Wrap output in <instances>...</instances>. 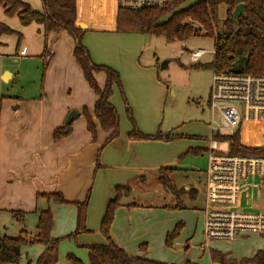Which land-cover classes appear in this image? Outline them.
I'll use <instances>...</instances> for the list:
<instances>
[{
  "label": "rangeland",
  "instance_id": "rangeland-1",
  "mask_svg": "<svg viewBox=\"0 0 264 264\" xmlns=\"http://www.w3.org/2000/svg\"><path fill=\"white\" fill-rule=\"evenodd\" d=\"M91 3L85 6L87 11L82 13L83 20L94 19L97 11L100 12L101 17L105 13L107 18L104 19V23L100 16L96 18L99 19L98 23L87 31L82 44L86 47V43H89L98 51L103 48L109 55H112L113 50L124 54L126 62L121 65V70L116 68L115 70L120 74L122 90L132 111L135 126L145 135L153 136L159 133L163 136L167 134L179 136L170 141L140 140L144 143L148 142V150L157 157V165H160L158 163L161 161L172 162L167 164L169 165L167 167L174 170L173 173L168 174V179L165 178L169 180L170 185L164 186L163 182L159 181V177L164 175H160L158 169L144 168V179L141 181L138 179L134 187L129 188L128 196L124 198V201L134 202L144 211H150L143 224L148 227L149 238L141 256L166 264H181L187 260L198 264H215L211 262L208 251L202 252L198 248L203 242L202 217L199 211L204 207L203 180L207 167V152H197L198 149H206L209 144L208 123L211 112L207 104L213 71L206 65L213 61L215 40L206 37L202 31L185 42H167L163 37L99 30H107L105 27H109L113 5L111 2H100L102 5L100 7L98 3L94 5ZM192 3L194 0L187 1L181 8ZM226 10L225 6L218 10V31L223 30ZM3 15L13 19L18 28L24 27L16 16L9 17L4 12ZM7 26L11 27L9 24ZM18 31L22 35L18 46L15 35H4L6 38L3 44H0L1 101L9 97L12 99L38 97L44 84L43 60L35 56H19L24 55L25 52L29 55L37 53L39 46L36 42H40L41 38L34 30L31 35L26 34V36ZM44 39L43 49L46 46L48 51L53 53V45L56 41L51 42L49 37L45 38V34ZM69 39L71 40L70 37ZM196 50H204L206 54L194 64L190 62L189 52ZM236 66L235 64L234 67ZM146 68L153 70L155 77L152 78L151 83L139 85L138 80L145 79L144 73H140L139 70ZM11 73L13 77H9ZM114 92L116 96L112 100L118 105L115 109L119 116V131L124 130L128 133L132 130V126L127 118L125 105L120 92L116 88ZM218 120V114L215 112L214 121L218 122ZM229 134V132L225 133V135ZM239 134L242 143L264 144L262 126H244ZM147 145H144L143 149L147 150ZM217 150L226 152L227 142H218ZM99 157L97 152L96 161ZM145 165L146 163H143L141 167ZM97 169L98 167L95 166V170ZM255 202L264 210V190L260 192ZM64 211L67 212L65 209ZM56 217L59 220L58 216ZM36 221V217L29 215L21 223L9 213H0V237H17L21 228H25L30 235L34 234ZM177 225H180L178 235L172 246L168 247L165 245L166 233L172 232ZM56 231L55 235L61 234L60 238L58 236L57 264H71L67 259L68 254L74 255L83 264H88V251L78 244L79 233L74 235L75 231L70 233L67 229ZM209 247L219 252L231 253L239 260L251 257L258 249L264 250V236L250 235L248 238L233 242L213 241ZM41 251L43 252V249L39 244L23 247L22 255L24 254L25 258H21L18 264H35Z\"/></svg>",
  "mask_w": 264,
  "mask_h": 264
},
{
  "label": "crops",
  "instance_id": "crops-1",
  "mask_svg": "<svg viewBox=\"0 0 264 264\" xmlns=\"http://www.w3.org/2000/svg\"><path fill=\"white\" fill-rule=\"evenodd\" d=\"M22 2L30 7L32 5L35 11H41L40 1L23 0ZM90 2L92 5L98 3L101 7L100 2L110 3V1L81 0L76 2L78 21L89 30L95 26V23H98L99 19H96L98 16L103 18L101 20L103 23L107 18L105 13L101 17L100 12L97 11L99 15L96 12L94 19L83 20L82 13L87 11L85 6ZM112 5V20L109 27H105L107 30H99L113 29L116 8L113 3ZM3 12L1 8V23L9 24L25 36L26 34L31 35L34 30L41 38L40 42H36L39 46L37 53L29 55L25 52L24 55L19 56L40 57L45 42L43 27L32 23L18 28L17 23L13 19L6 18ZM5 38L4 35L0 37V44H3ZM86 44L89 50L85 48L97 65L121 70V65L126 62L124 54L120 51L113 50L112 55H109L103 48L98 51L91 44ZM73 48L72 39L70 40L69 36L62 32L58 41L53 45L54 52L46 68L43 88L38 97L28 99L9 97L7 100H0V213L5 212L13 216V212H22L25 214L24 219L29 215L37 219L36 210L49 209L53 217L51 237L58 239L61 234L55 235L56 230L67 229L70 233L75 231L76 207L74 203L84 201L90 190L91 195H89L85 209V231L77 236L78 244L86 248V246L107 244L99 228L105 207L108 201L115 196V187L125 185L129 188L134 187L138 179L140 181L144 179V168L158 169L160 173L161 169L170 168L167 164L172 162L161 161L158 163L160 165H157V157L149 152L148 142L129 139L128 133L124 130L119 131L118 137L101 150L99 163L96 161L99 145L107 137V133L97 128V142H94L86 129V122L81 111L83 108L91 111L97 97L88 87L79 66L74 61ZM139 72L144 73L145 77V79L138 80L139 85L151 83L152 78L155 77V72L151 69H140ZM9 77H13V74H9ZM95 79L99 87H103L104 75L97 74ZM114 96H116L115 92L110 98V103L117 107V103L112 100ZM71 111H76L79 115L71 122L70 135L54 142L52 139L54 130L63 126L66 116ZM144 145H147V150L143 149ZM143 163L146 165L141 167ZM95 166L98 167L97 170ZM55 193H60L69 203L55 204L52 200L37 197ZM148 213L150 211H144L140 205L128 201H123V206L115 211L110 227V237L129 255L138 256L141 252L143 253L140 246L146 245L149 238L148 227L143 225ZM22 231L27 233L28 237L34 238L37 235L36 226L34 234L30 235L25 228H21L19 232ZM210 250L212 249L209 247L208 252ZM223 254L235 259L231 253ZM23 256L25 258L24 254Z\"/></svg>",
  "mask_w": 264,
  "mask_h": 264
},
{
  "label": "trees",
  "instance_id": "trees-1",
  "mask_svg": "<svg viewBox=\"0 0 264 264\" xmlns=\"http://www.w3.org/2000/svg\"><path fill=\"white\" fill-rule=\"evenodd\" d=\"M41 11L33 10L28 4L20 0H0V7L4 13L11 17L16 16L22 26L31 23L40 25L44 29L45 38L51 42L59 39L65 32L73 41L72 56L79 66L83 79L88 87L96 95L97 99L92 110L83 108L81 115L86 122V129L90 133L92 141L97 139V128L107 133V137L101 144L100 151L119 135V116L115 107L110 103V98L116 88L125 105V111L132 130L127 137L132 140H165L170 141L179 136L156 134L153 136L142 134L135 126L132 111L122 90L119 73L104 65L95 64L89 51L83 46L82 41L89 29L78 21V9L76 0H40ZM243 4L244 16L239 17L235 23L232 19V10L235 6ZM225 6L226 18L223 22V30L218 31V10ZM115 33L150 35L163 37L167 42H185L201 31L204 35L215 40L214 58L206 67L213 72H235L249 75L264 76V0H197L192 5L181 8L180 3L161 9L127 10L116 9L113 29ZM3 35H15L17 46L22 35L7 25L0 22V37ZM52 57V53L45 46L40 58L43 60L44 79L45 71ZM237 65L234 67V65ZM103 74L105 77L103 87H99L95 76ZM71 133V124L68 127L61 126L54 130L52 139L58 142ZM239 131L232 135L221 136L219 142H227L229 153L236 155H252L264 157V144L251 145L242 143ZM204 149H198L203 151ZM98 161V159H97ZM171 168L160 170L159 181L163 185H170L168 174L173 173ZM115 196L109 200L101 219L99 231L106 239V245L86 246L88 251V264H166L146 258L145 256H132L118 247L110 237L115 211L123 206L124 198L129 194V186H117L114 189ZM90 190L84 201L74 203L76 207V227L74 235L85 231V209L88 204ZM44 197L56 204H68L60 193L43 194ZM37 235L28 237L27 233L20 232L15 238L0 237V264H18L22 258V249L27 245L39 244L44 249L38 256L35 264H57L59 239H53V217L49 209L36 210ZM12 215L23 222L25 214L13 212ZM180 225L172 232L167 233L165 245L170 247L176 239ZM145 251L146 246H140ZM210 260L215 264H264V250H257L251 257L239 260L231 259L227 254L216 250H210ZM71 264H83L72 254L67 255ZM183 264H198L187 260Z\"/></svg>",
  "mask_w": 264,
  "mask_h": 264
},
{
  "label": "built area",
  "instance_id": "built-area-1",
  "mask_svg": "<svg viewBox=\"0 0 264 264\" xmlns=\"http://www.w3.org/2000/svg\"><path fill=\"white\" fill-rule=\"evenodd\" d=\"M100 1H110L116 9L140 10L161 9L175 3L182 6L190 0ZM205 54L204 50L189 52L190 62L197 63ZM207 105L211 119L209 144L204 149L207 167L203 180L204 207L199 211L203 236L200 251H208L213 241L264 236V210L255 202L264 190V157L231 154L229 147L224 153L217 150L218 138L227 136L226 132L240 133L247 125L264 128V76L213 72ZM215 112L218 122L214 121Z\"/></svg>",
  "mask_w": 264,
  "mask_h": 264
},
{
  "label": "water",
  "instance_id": "water-1",
  "mask_svg": "<svg viewBox=\"0 0 264 264\" xmlns=\"http://www.w3.org/2000/svg\"><path fill=\"white\" fill-rule=\"evenodd\" d=\"M244 5L243 4H239L237 6L234 7V9L232 10V19L233 21L236 23L237 20L239 19V17H243L244 16ZM78 113L76 111H71L69 112V114L66 116L63 126L66 128L68 127L71 122L76 119L78 117ZM24 256L22 255V258Z\"/></svg>",
  "mask_w": 264,
  "mask_h": 264
},
{
  "label": "bare ground",
  "instance_id": "bare-ground-1",
  "mask_svg": "<svg viewBox=\"0 0 264 264\" xmlns=\"http://www.w3.org/2000/svg\"><path fill=\"white\" fill-rule=\"evenodd\" d=\"M252 183H250V186H251Z\"/></svg>",
  "mask_w": 264,
  "mask_h": 264
}]
</instances>
